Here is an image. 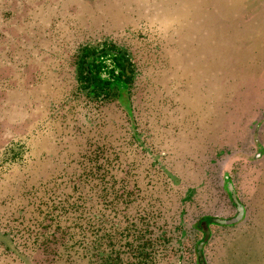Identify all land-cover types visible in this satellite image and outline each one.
I'll use <instances>...</instances> for the list:
<instances>
[{"label":"rangeland","instance_id":"374dc122","mask_svg":"<svg viewBox=\"0 0 264 264\" xmlns=\"http://www.w3.org/2000/svg\"><path fill=\"white\" fill-rule=\"evenodd\" d=\"M80 49L101 81L132 84L102 109L107 129L131 107L184 191L201 175L187 264L199 243L207 264H264V0H0V202L84 144L72 107L81 124L96 114L77 95Z\"/></svg>","mask_w":264,"mask_h":264},{"label":"trees","instance_id":"16d2710c","mask_svg":"<svg viewBox=\"0 0 264 264\" xmlns=\"http://www.w3.org/2000/svg\"><path fill=\"white\" fill-rule=\"evenodd\" d=\"M94 56L80 49L75 79L77 95L96 120L86 115L78 123L73 106L72 137L84 143L76 156L57 173L26 177L16 198L0 202V262L187 264L183 218L187 195L202 183L201 175L184 191L164 151L147 146L153 134L131 107L122 108L124 123L107 129L102 109L120 100L125 87L131 91L132 84L120 77L101 81L89 69ZM16 155L24 159L25 148ZM210 220L203 217L196 228L205 231ZM193 253L194 264H207L200 243Z\"/></svg>","mask_w":264,"mask_h":264}]
</instances>
